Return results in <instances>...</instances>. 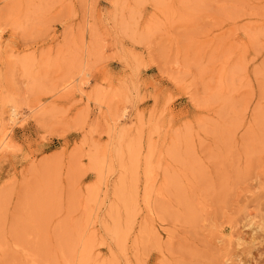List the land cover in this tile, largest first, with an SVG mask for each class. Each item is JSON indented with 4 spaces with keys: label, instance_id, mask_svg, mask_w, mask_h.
Listing matches in <instances>:
<instances>
[{
    "label": "rangeland",
    "instance_id": "1",
    "mask_svg": "<svg viewBox=\"0 0 264 264\" xmlns=\"http://www.w3.org/2000/svg\"><path fill=\"white\" fill-rule=\"evenodd\" d=\"M0 264H264V0H0Z\"/></svg>",
    "mask_w": 264,
    "mask_h": 264
},
{
    "label": "bare ground",
    "instance_id": "2",
    "mask_svg": "<svg viewBox=\"0 0 264 264\" xmlns=\"http://www.w3.org/2000/svg\"><path fill=\"white\" fill-rule=\"evenodd\" d=\"M81 74L82 73H79L78 76H77V78L75 79V81H77V83H78L79 86H81V83H82ZM17 115L18 114L16 112V109L13 108V110L10 112L9 119L10 120H13V118L16 117ZM115 116H116V114H113L112 115V121H113V125L112 126L114 127L115 130L118 131L119 130V126H117L118 124L116 123V117Z\"/></svg>",
    "mask_w": 264,
    "mask_h": 264
}]
</instances>
